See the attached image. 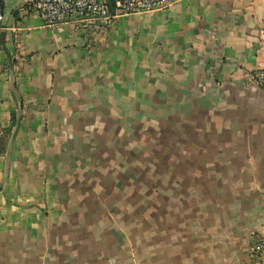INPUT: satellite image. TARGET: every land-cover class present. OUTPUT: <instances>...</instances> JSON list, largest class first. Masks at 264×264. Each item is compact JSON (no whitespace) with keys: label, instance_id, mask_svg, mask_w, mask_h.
I'll return each mask as SVG.
<instances>
[{"label":"crops","instance_id":"obj_1","mask_svg":"<svg viewBox=\"0 0 264 264\" xmlns=\"http://www.w3.org/2000/svg\"><path fill=\"white\" fill-rule=\"evenodd\" d=\"M30 2H3L0 264H258L264 0L98 26Z\"/></svg>","mask_w":264,"mask_h":264},{"label":"built area","instance_id":"obj_2","mask_svg":"<svg viewBox=\"0 0 264 264\" xmlns=\"http://www.w3.org/2000/svg\"><path fill=\"white\" fill-rule=\"evenodd\" d=\"M112 13L108 0H33L29 7L43 20L46 26L62 25L68 22H88L94 26L107 24L116 15H134L165 9L176 0H112ZM4 20V6L0 2V31ZM264 44V26L261 30ZM256 87L264 88V65L256 68L250 76ZM252 252L258 264H264V228L252 245Z\"/></svg>","mask_w":264,"mask_h":264},{"label":"water","instance_id":"obj_3","mask_svg":"<svg viewBox=\"0 0 264 264\" xmlns=\"http://www.w3.org/2000/svg\"><path fill=\"white\" fill-rule=\"evenodd\" d=\"M6 0H0V2H5ZM33 1V0H31ZM108 3L110 5V8H111V11L112 13H114V4H113V1L112 0H108ZM5 31H1V34H0V46H2L4 49L6 48V44H5ZM21 111H22V108H21V105L20 103L17 104V112H16V126H15V130H14V133L12 134L13 136L15 135L20 123H21Z\"/></svg>","mask_w":264,"mask_h":264},{"label":"trees","instance_id":"obj_4","mask_svg":"<svg viewBox=\"0 0 264 264\" xmlns=\"http://www.w3.org/2000/svg\"><path fill=\"white\" fill-rule=\"evenodd\" d=\"M14 119V118H13Z\"/></svg>","mask_w":264,"mask_h":264}]
</instances>
